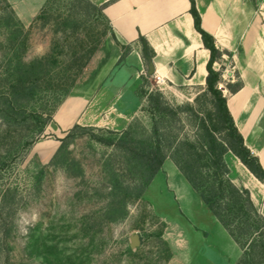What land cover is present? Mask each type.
Listing matches in <instances>:
<instances>
[{"label": "rangeland", "instance_id": "obj_1", "mask_svg": "<svg viewBox=\"0 0 264 264\" xmlns=\"http://www.w3.org/2000/svg\"><path fill=\"white\" fill-rule=\"evenodd\" d=\"M38 13L30 23L18 16L30 30L26 60L46 54L51 47L52 29L34 22ZM7 42L0 26V45ZM222 58L223 88H219L226 97V71L233 70V63L229 56ZM148 82L144 86H152ZM4 85L2 80L0 90ZM206 89L164 94L171 106L183 107L178 110L181 134L193 138L198 128L199 120L187 109L188 104L199 117L214 110L213 97ZM143 97L144 107L123 127L81 125L86 129L75 130L65 139L55 157L61 140L73 128L60 131L55 125L54 115L61 104L55 111L52 101L45 111L38 102L27 108L26 116L52 111V121L41 134L27 136L24 119L8 125L0 118V264H236L239 246L171 159L144 196L128 204L124 218L113 220L104 214L110 169L119 168L121 161L112 146L97 138L106 137L109 129L123 131L135 120L140 121V128L149 129L147 94ZM29 142L33 144L28 146ZM118 172L129 178L126 170ZM136 234L141 243L133 247ZM161 239L168 244L169 258Z\"/></svg>", "mask_w": 264, "mask_h": 264}, {"label": "trees", "instance_id": "obj_2", "mask_svg": "<svg viewBox=\"0 0 264 264\" xmlns=\"http://www.w3.org/2000/svg\"><path fill=\"white\" fill-rule=\"evenodd\" d=\"M190 1L195 28L210 51L205 92L212 95L214 110L205 117H199L191 104L186 106L199 120L192 138L181 134L183 126L178 125L181 121L178 110H183L182 106H171L159 89L149 93L141 90L143 96L147 94L148 104L145 105L151 114V127L140 128V121L135 120L123 131L109 129L106 137L97 138L101 143L112 146L114 156L121 161L119 168L110 169L111 185L106 195L104 214L113 220L124 218L128 204L144 196L166 159L170 158L239 246L241 255L236 264H264V216L254 205L250 191L238 187L230 179L225 155L232 152L263 183L264 167L246 146L229 111L227 99L219 88L222 72L214 69V63L220 61L224 54L231 57V53L216 46L214 36L202 27L195 0ZM105 6L90 0H46L34 22L52 29L50 50L26 60L30 30L8 1L0 0V26L5 29L8 39L7 43L0 45L3 65L0 82L3 80L6 86L0 90L1 120L9 125L24 119L27 136L44 132L52 121V111L44 112L45 106L52 101V110L55 111L62 104L103 40L112 33L110 20L104 13ZM140 42L143 58L149 62L153 51L144 37ZM117 43L123 51L119 59L122 62L132 47L118 40ZM242 86L239 76L237 82L227 83L232 93ZM36 102L44 111L26 116L27 108ZM78 129L86 127L75 124L61 140L54 157L63 148L65 139ZM32 144L29 142L28 146ZM121 169L129 173V178L119 174ZM161 242L168 249L169 258L168 244L163 239Z\"/></svg>", "mask_w": 264, "mask_h": 264}, {"label": "crops", "instance_id": "obj_3", "mask_svg": "<svg viewBox=\"0 0 264 264\" xmlns=\"http://www.w3.org/2000/svg\"><path fill=\"white\" fill-rule=\"evenodd\" d=\"M9 1L20 19L30 23L46 0ZM90 1L106 4L104 13L112 33L57 109L54 121L60 131L75 124L123 127L144 106L142 88L149 91L156 87L166 95H183L206 86L210 51L195 28L190 0ZM195 2L202 27L214 36L221 51L231 53L233 70L226 71V85L239 76L243 86L235 93L227 87L223 90L227 106L246 146L264 167V0ZM141 37L153 51L149 62L142 55ZM117 40L132 47L122 62L119 59L123 51ZM220 61L214 63L217 71ZM146 81L152 86H144ZM219 87L223 88L222 80ZM225 159L230 179L250 191L254 205L264 216V183L232 152L226 153Z\"/></svg>", "mask_w": 264, "mask_h": 264}, {"label": "water", "instance_id": "obj_4", "mask_svg": "<svg viewBox=\"0 0 264 264\" xmlns=\"http://www.w3.org/2000/svg\"><path fill=\"white\" fill-rule=\"evenodd\" d=\"M150 68H151V72H153L154 66H153L152 63H150ZM140 243H141L140 235L139 234L134 235V237H133V247H136V246L140 245Z\"/></svg>", "mask_w": 264, "mask_h": 264}]
</instances>
